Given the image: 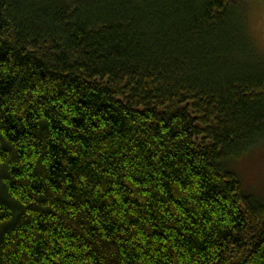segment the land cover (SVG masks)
I'll return each mask as SVG.
<instances>
[{"label": "trees", "instance_id": "trees-1", "mask_svg": "<svg viewBox=\"0 0 264 264\" xmlns=\"http://www.w3.org/2000/svg\"><path fill=\"white\" fill-rule=\"evenodd\" d=\"M247 8L0 0V264H264Z\"/></svg>", "mask_w": 264, "mask_h": 264}, {"label": "rangeland", "instance_id": "rangeland-1", "mask_svg": "<svg viewBox=\"0 0 264 264\" xmlns=\"http://www.w3.org/2000/svg\"><path fill=\"white\" fill-rule=\"evenodd\" d=\"M246 23L255 49L264 58V0H253L248 6ZM229 170L244 189L264 204V141L251 152L230 163Z\"/></svg>", "mask_w": 264, "mask_h": 264}, {"label": "snow or ice", "instance_id": "snow-or-ice-1", "mask_svg": "<svg viewBox=\"0 0 264 264\" xmlns=\"http://www.w3.org/2000/svg\"><path fill=\"white\" fill-rule=\"evenodd\" d=\"M252 3L253 0H232L233 6L241 10L246 9ZM262 28H264V22H262Z\"/></svg>", "mask_w": 264, "mask_h": 264}]
</instances>
